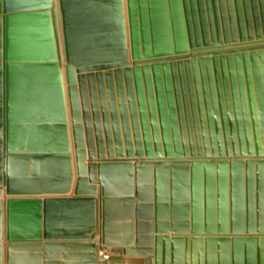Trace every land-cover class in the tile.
Returning a JSON list of instances; mask_svg holds the SVG:
<instances>
[{"label": "water", "instance_id": "water-1", "mask_svg": "<svg viewBox=\"0 0 264 264\" xmlns=\"http://www.w3.org/2000/svg\"><path fill=\"white\" fill-rule=\"evenodd\" d=\"M0 264H264V0H0Z\"/></svg>", "mask_w": 264, "mask_h": 264}]
</instances>
